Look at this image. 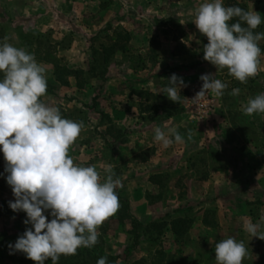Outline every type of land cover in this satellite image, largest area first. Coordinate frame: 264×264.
<instances>
[{
	"label": "crops",
	"instance_id": "1",
	"mask_svg": "<svg viewBox=\"0 0 264 264\" xmlns=\"http://www.w3.org/2000/svg\"><path fill=\"white\" fill-rule=\"evenodd\" d=\"M161 2L162 0H0V41L25 49L22 42L24 33L56 35L58 39L68 40L64 46L59 44L55 48L58 59H62L61 63L70 70H84L80 64L81 58L90 55L91 59L92 50H99V46L96 47L98 36L113 38L114 34L120 31L127 33L131 40L126 54L132 46L140 61L125 58L120 54L121 58L115 57L113 62L107 65L104 81L92 79L80 88L76 80L70 77L66 83L60 84L55 80L53 68L41 65L45 69L47 84L54 88L53 94L44 96L42 101L50 106L64 107L60 110L65 113L66 107L82 109L88 115V120L83 121L81 133L69 149V155L81 166H101L102 172L106 165H111L114 169L115 149L119 143L113 135L119 131L125 138L123 147L131 153L137 150L138 154L141 151H150L147 159H127L124 168L127 172L139 171L131 175L127 173L128 182L135 180L132 181L134 186L123 191V196L130 205V213L137 219L143 217L144 213L151 212L145 192L141 190V177L145 181L164 171L175 174L177 171L182 172L185 166L190 168L186 177L187 191L182 202L189 208L202 202V205L214 202L216 222L212 225L200 223L203 234L189 239L186 247L189 254L194 253L197 256L198 242L202 241L203 246H206L205 236L213 228L219 241L233 237L244 242L248 254L243 264H264V240L251 238L243 230V218H251L256 222L261 214H264V170L261 169L263 163L226 162L227 170L209 169L205 179L197 178V174L191 169L195 162H189V158L193 157L196 149L193 137L198 134L196 130H189L188 126L183 124L187 123L183 121L184 118H188L185 110L186 98L199 79L196 77H200L205 71L211 73L213 65L205 63L203 66L189 67L180 63L179 54L174 50L176 44L186 47L187 50L192 45L181 36L175 37L173 31L166 28L168 23L183 25V21L174 16H165L159 10ZM189 21L186 20L188 24H193ZM197 32L196 29L192 36ZM188 34L185 32L186 37ZM189 38L192 39L191 36ZM152 42L157 43L155 53L150 50ZM260 44L264 45V39ZM151 55L152 61L149 58ZM209 68L211 70H207ZM172 74L182 77L187 85L181 89L178 103L170 101L161 93ZM260 74L264 77V54L260 57ZM220 80L225 83L237 81L226 75ZM237 88L240 89L239 86ZM94 92L97 96H94ZM211 95L213 110L204 120L196 122L206 123L208 127L219 124L222 128L235 131L230 115L220 106L219 96L212 92ZM93 101L94 105L90 106ZM246 103L247 101L239 102ZM104 115L109 120L107 126L101 121ZM155 127L164 130L175 128L182 136H191L192 139H187L186 143L184 141L182 144L174 143L164 149L154 141ZM239 143L242 144L241 141ZM225 145L228 149L236 147L234 143L227 141ZM3 165L5 168L6 162H3ZM102 175L104 176V173ZM1 178L0 201L5 199ZM245 180H249V183ZM241 182L243 185L239 186ZM134 200L138 202L135 203ZM207 209L208 207L202 206L197 208L196 213L201 210L206 213ZM44 215H48L47 211ZM172 216L179 217L177 214ZM18 220L17 217H5L0 210V230L4 228L11 231L12 223L16 224ZM7 223L9 226L6 228L3 225ZM27 227L30 228L31 225H25L22 221L20 229L25 231ZM127 229L129 230L126 227ZM165 236L169 241L174 239L169 230ZM200 264H216V260L212 258L206 261L204 254Z\"/></svg>",
	"mask_w": 264,
	"mask_h": 264
},
{
	"label": "clouds",
	"instance_id": "2",
	"mask_svg": "<svg viewBox=\"0 0 264 264\" xmlns=\"http://www.w3.org/2000/svg\"><path fill=\"white\" fill-rule=\"evenodd\" d=\"M193 24L207 38L203 59L216 68L227 69L240 83H246L260 70L262 50L258 42L264 32L255 30L264 16L253 9L225 6L224 0H202L194 10ZM235 21V22H232ZM7 39V38H6ZM201 90L192 100L209 92L222 96L228 85L215 74L199 78ZM162 92L178 103L186 87L182 77L172 74ZM47 93L45 69L34 54L8 42H0V153L6 162L5 180L14 200L15 212H24L26 228L9 254L21 252L34 264L51 260L58 264L61 255H75L79 248L98 243V228L119 207L117 188L122 187L113 166L106 165L104 177L95 166H81L69 155L84 125L65 118L60 109L42 101ZM239 88L231 95L237 96ZM246 115L264 114V93L249 98L243 106ZM154 141L167 149L184 143L175 128L153 129ZM47 211L52 218L44 215ZM264 214L253 222L243 218V230L252 238L264 240ZM216 264H243L248 249L243 241L228 237L215 243ZM96 264H108L100 257Z\"/></svg>",
	"mask_w": 264,
	"mask_h": 264
},
{
	"label": "rangeland",
	"instance_id": "3",
	"mask_svg": "<svg viewBox=\"0 0 264 264\" xmlns=\"http://www.w3.org/2000/svg\"><path fill=\"white\" fill-rule=\"evenodd\" d=\"M236 2H240L245 4L248 7V11L254 10L259 12L262 16H264V0H235ZM202 3V0H162L159 10L165 16H174L177 17V20H180L183 25H173L172 23H168L166 28L168 30H172L175 37H183L184 40L188 41L192 46L190 49H186L184 46H180L176 44L175 49L180 57V63H185L189 67H198L203 66L205 63H208L212 66L211 63L205 61L203 59V46L207 44V38L202 34H198V32L192 36V32L196 31V27L194 24H188L187 21L193 22L194 20V10ZM225 3V0H224ZM189 21V22H190ZM264 24V23H263ZM184 30V31H183ZM185 32H188V36H185ZM29 32L24 33L27 36ZM171 35V34H170ZM189 36L192 37L189 38ZM34 36H30L28 40L32 39ZM198 37L200 39H198ZM98 40L96 41V47L103 45L108 46L110 44L109 40L105 35L98 36ZM48 39L52 44H61L64 46L67 44L68 40L58 39L56 35H48ZM131 40V39H130ZM1 42V41H0ZM131 50L128 54L123 55L125 58H130L131 60L140 61L138 57H136L133 47H130ZM150 50L154 53L157 51V43L150 44ZM90 55L83 56L81 58V65L84 67V71L89 68L90 64ZM141 56V55H139ZM116 58H121V55H110L109 61L113 62ZM148 57V55L146 56ZM166 57V56H164ZM139 60H138V59ZM151 61L153 60L152 55L149 57ZM62 61V59H61ZM64 65L63 63H61ZM109 64V63H108ZM107 64V65H108ZM100 67L103 68L105 65L99 63ZM106 65V71H107ZM211 73L209 71H205L204 74H215L216 79H221L228 76L227 69H219L214 65ZM207 70H211L210 68ZM200 78V77H196ZM233 78V77H231ZM86 81H90L89 77L83 78ZM196 84L202 82L200 79H197ZM240 93L237 96L230 95L229 97L219 96L220 106L224 108H228L231 112L230 121L233 125V129L235 131L230 130L228 128H222L219 124H214L212 127H208L206 123H197L196 121H191L188 118H184L183 123L188 126L189 130H196L197 136L193 137L196 146L194 150V155L192 158H189V162H195L191 169L195 171L197 174V178L205 179L209 174V169H221L227 170L226 162H261L263 163L261 166L264 170V114H253L246 115L243 112V106L245 104H239L240 101H248L249 98H253L260 93H264V77L262 74H258L255 77L249 78L246 83H241L239 85ZM92 94V93H91ZM94 96L96 92L93 93ZM94 105L90 103V106ZM61 107L59 109H62ZM67 113L60 110L62 115L65 118L71 119L77 122H83L88 120V115L82 109L75 108H66ZM242 111H239V110ZM104 126H107V122L104 120L102 122ZM210 125V122H208ZM186 128V127H185ZM118 130V129H116ZM188 130V129H187ZM207 130V131H206ZM121 132V131H119ZM186 143L187 139H192L191 136H182ZM243 137V139H241ZM241 139V140H240ZM125 140L124 136L118 138L117 142L119 143L116 147L115 151V168L114 171L116 173V178H119L122 183V187L117 188L120 190L121 195H123V191H127L130 188H133L135 180H131L128 182V176L133 173H139V171L131 170L126 171L125 164H127V159L133 158H146L149 157L150 151H141L138 154V150L135 153H131L125 147H123V141ZM232 142L235 144V149H228L225 147V142ZM239 141L242 142L240 145ZM199 148H201L199 150ZM2 162V163H1ZM5 162L3 158V154L0 153V177L1 184L4 190V198L0 201V210L5 214V217H17L19 218L16 224L12 223L11 231L8 229L0 230V264H34V262L28 258H26L25 254L21 252H15L14 254H9L8 245L14 244L16 239L23 234L24 229H20V224L22 221L26 219V214L24 212H13L9 206L8 202L13 201L14 197L11 191L10 186L7 185L5 177L6 173L4 172ZM232 165V163H231ZM210 167V168H209ZM238 166H236L237 169ZM98 171H101L102 178L104 177L102 174L103 170H101V166L96 167ZM104 169V168H103ZM190 168L183 167L182 172L178 171L174 173L165 172L164 169L162 172L163 175L169 177V180L163 179V191H158V188L154 185H151L148 179L144 181L142 177L139 179L141 190L145 192V195L151 194L155 196L156 194H160L159 201L154 199L155 203L151 206V212L144 213L143 217L138 219L143 224H147L150 221H155L158 219H166L169 217L171 220H180L184 224H180V227H184L188 225V234L183 238L185 244L179 246L178 248H173L174 260L172 264H200L202 259L204 258V254L206 256V261L215 258L214 250L215 243L219 242V239L216 235V231L211 229V231L207 232L206 238V246H203V242L199 241L197 245L198 253L195 256L194 253L189 254V250L187 244L189 243V239H195L201 234H203V230L200 229L201 220L205 217V213L203 210L198 211L196 213L197 208L202 206L208 207L207 211L212 214L209 216L210 221L214 224L216 222L215 208L216 204L214 202H207L205 205H202L204 202L200 204H196V207H187L185 203L182 201L186 195L187 187H186V177L188 175V171ZM171 175L174 177H171ZM244 182V181H243ZM245 182L249 183V180H245ZM243 185L241 182L239 186ZM1 200V196H0ZM186 200V199H185ZM135 203L138 200H134ZM157 201V202H156ZM187 201V200H186ZM203 212V213H202ZM140 214L142 212H139ZM48 214V212H47ZM170 214H177L179 217L172 216ZM50 220L52 217L47 215ZM116 215H112V221L109 218L103 222V224L98 228V232L105 243V254L106 256L117 258V264H133L135 262H139L140 260H149L150 252L153 251L156 247L152 246V244L147 243L144 238H140L138 243L133 244L132 236L130 235L131 228L129 227L128 222L121 224L120 221H116L114 219ZM21 221V222H20ZM4 227H8L9 224L3 225ZM126 227L129 230H126ZM29 228V227H27ZM188 237V238H187ZM164 240L166 242H170L169 238L164 235ZM194 251V250H193ZM199 256V257H198ZM45 264H51L50 261H45Z\"/></svg>",
	"mask_w": 264,
	"mask_h": 264
},
{
	"label": "trees",
	"instance_id": "4",
	"mask_svg": "<svg viewBox=\"0 0 264 264\" xmlns=\"http://www.w3.org/2000/svg\"><path fill=\"white\" fill-rule=\"evenodd\" d=\"M224 4L225 6H239L245 10H248V7L245 4L236 2L235 0H225ZM255 31L264 32V24L262 23ZM198 34L200 33L198 32ZM30 36L34 37L28 40ZM107 39L110 42L108 46L100 45L99 50H92L89 68L84 71L70 70L67 68V66L62 65L55 52V48L56 46H59V44H52L48 39V36H39L32 32H29L27 36L22 35V42L26 47L25 50L34 54L37 62L41 65L51 66L53 68L55 80L58 83L64 84L67 82L68 78L71 77L76 80L77 85L80 88L89 82L88 80L86 81L85 79H83L86 76L89 77L90 81L92 79L104 81L106 74V65L110 62V55H125L128 52V43L130 42L131 37L127 33L120 31L118 33H115L113 38ZM198 39L200 38L198 37ZM260 41L258 42V44L263 51L264 45H261ZM32 46L35 48L32 49ZM99 63H102L105 66L101 68ZM227 77L231 78L232 76L228 74ZM226 84L228 85V87L227 89H225L222 96L226 95L227 97H229L231 95L230 93L232 89L237 88L241 83L239 81H230ZM53 91L54 88L47 84L46 95L53 94ZM225 109L228 115L231 116L229 107H226ZM104 120L106 122L109 121L105 115L102 116L101 121L103 122ZM113 136L117 141L121 134L119 132H116ZM163 179L169 180V177L163 174L153 175L149 177L148 181L151 185L156 186L158 188V191L161 192L163 191ZM116 191L118 194L120 207L115 213L116 217L114 219H116V221H120L121 224L128 222L129 227L131 228L130 235L132 236L133 244L138 243L140 238H144L147 243H150L152 244V246L156 247L153 251L150 252L149 260L143 259L133 264H172L174 260L172 249L175 247L178 248L179 246L185 244L186 240L184 241L183 238L188 234V225L180 227V224H184L182 221L171 220L169 217H167L166 219H158L155 221H150L147 224H143L130 213L129 202L123 195H121V191ZM159 198L160 194H156L155 196L151 194L146 195V200L150 207L155 203V201L153 200L156 199L157 201H159ZM211 214V212L207 211L205 213V217L201 220V223L204 225H212L213 223L210 221L209 217ZM109 220L112 221V216L109 217ZM167 230L172 233L174 237L173 241L166 242L164 240V235ZM100 257H107L108 264H117V258L106 256L105 243L101 235H99L98 243L94 247L79 248L75 255H61L58 264H96V261ZM49 261L52 264L50 259Z\"/></svg>",
	"mask_w": 264,
	"mask_h": 264
},
{
	"label": "built area",
	"instance_id": "5",
	"mask_svg": "<svg viewBox=\"0 0 264 264\" xmlns=\"http://www.w3.org/2000/svg\"><path fill=\"white\" fill-rule=\"evenodd\" d=\"M202 83H197L186 98L185 110L188 119L191 121L204 120L214 108L211 92L203 99L192 100L201 90Z\"/></svg>",
	"mask_w": 264,
	"mask_h": 264
}]
</instances>
